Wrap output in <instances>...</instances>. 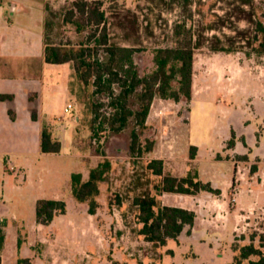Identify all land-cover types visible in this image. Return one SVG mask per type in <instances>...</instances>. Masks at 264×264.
I'll return each instance as SVG.
<instances>
[{
    "label": "rangeland",
    "instance_id": "1",
    "mask_svg": "<svg viewBox=\"0 0 264 264\" xmlns=\"http://www.w3.org/2000/svg\"><path fill=\"white\" fill-rule=\"evenodd\" d=\"M36 1L47 12L45 29L47 22H52V29L45 32L53 43H70L76 46L86 39L87 34H78L73 26L65 25L62 20L63 9L75 0ZM101 1L105 3V10L121 14L123 10H132L139 17V38L132 37L131 41H127L123 30L114 25L111 26L110 33L112 43L121 46H132L134 40H139L136 46L140 51L135 55V62L141 75L155 70L154 50L172 44L173 26L180 18L188 19L194 30L203 29L209 24L217 25V29L208 35H218L224 40L226 36L236 37L239 31L253 26L246 19L250 13L264 22V0ZM48 10L55 14L51 15ZM221 19L225 20L226 25L221 24ZM114 20L111 19L110 22ZM246 42H240L242 48L231 53L212 52L207 47L197 50L192 100L175 102L155 99L144 130L133 119L119 133L113 132L106 125L104 131L95 138L91 131L95 110L101 106L100 114L110 118L114 112L111 100L106 94L96 93L93 81L85 85L74 72V116L81 119L74 137L78 148L72 150L68 146L62 157L51 156L45 160L51 170L65 172L75 169L76 165L90 171L93 165L106 159L112 163L107 187L97 199L100 208L95 220L101 227V232L95 235L97 255L105 256L100 264L104 261L105 264H161L160 252L152 251L151 245L138 234L141 225L138 224V208L134 204L142 192L156 193L161 179L153 177L147 168L155 159L163 160L164 164L167 161L168 170L165 174L174 175L172 172H176L182 175L179 178L188 176L190 172L198 173L200 177L197 164H209L207 172L210 174L211 163L226 161L224 166H227L232 160L235 163V178L228 197L231 208L237 205L233 199L240 197L245 189L239 198V212L233 217L237 226L235 231L214 235L221 236V240L225 242L221 255L217 256L196 244L194 250L191 249V228L187 227L182 237L184 245L175 241L180 245L178 254L169 250L173 261L193 259L196 252L202 256L200 261L193 262L195 264H237L234 256L240 254L242 247L249 245H254L264 253V199L261 201L257 196L256 201L247 202L245 197L253 192L251 182L264 186V55H257ZM101 55L104 56V53L101 52ZM134 102L133 99L132 104H136ZM136 106L133 105L134 108ZM102 120L103 116L100 121ZM134 129L140 134L143 148H147L148 141L154 142L152 152H131ZM233 137L235 146L231 148L229 142ZM192 142L198 143L199 147L192 145ZM79 151L83 154V160L73 156V153ZM193 153H196L194 159L191 158ZM186 164L191 168L188 173L184 171ZM40 177L37 173H31L29 180L25 182L23 177L19 178L15 173L2 172L0 191H4L6 195L36 193L42 184ZM44 178L45 182L50 181V177L43 175ZM242 184L246 188L243 189ZM238 192L239 196L235 195ZM6 205L9 206L10 213L19 209L12 203ZM3 207L0 205V208ZM222 214H216L213 222L218 230L221 226L226 227L230 220L227 211H222ZM24 237L25 230H21V242ZM51 247L54 249L53 245ZM40 251L41 248L37 245L35 253L39 254ZM90 252L86 241L80 239L70 245L65 254L67 260L74 259L76 255L87 260ZM51 254L55 256L54 253ZM59 254L62 256L64 253ZM258 259V256H251L241 264H250L251 260ZM41 264L50 263L44 261Z\"/></svg>",
    "mask_w": 264,
    "mask_h": 264
},
{
    "label": "crops",
    "instance_id": "2",
    "mask_svg": "<svg viewBox=\"0 0 264 264\" xmlns=\"http://www.w3.org/2000/svg\"><path fill=\"white\" fill-rule=\"evenodd\" d=\"M46 17L47 12L36 0H0V173H15L17 177H23L25 182L29 180L31 173H37L42 182L36 193L6 195L4 191H0V205L4 206L0 208V222L5 223L6 233L5 246L1 252L2 264H18L20 258H30L33 264H41L44 261L50 264H100L105 260V256L97 255L95 235L101 232V227L97 225L96 215L89 213L88 205L74 198L71 187L74 173H82L87 180L90 171H85L82 165H76L75 169L66 172L51 170L46 165L47 157H62L68 146L77 150L74 137L81 123L80 117L74 116L73 64H50L45 60ZM2 96H10L12 100H3ZM69 105H72V108L67 110ZM33 112L37 113L38 120L33 119ZM43 124H47L53 136L62 142L61 153L41 152ZM192 145L199 147L195 142H192ZM73 156L83 160L80 151L73 153ZM225 162L211 163L210 174L207 172L209 164H197L201 180L211 183L221 194L203 191L195 195L163 193L158 196L163 206L183 208L196 213L189 246L194 250V244L199 245L217 256L221 255L225 242L221 240V236L214 235L235 231L237 226L233 217L239 212V198L246 188L242 184L244 190L237 198V205L231 208L228 197L235 178V163L231 160V164L224 166ZM99 163L93 166L96 167ZM167 165L166 161L165 171L168 170ZM190 169L186 164L184 171L188 173ZM172 173L177 177L182 176L176 172ZM43 175L50 177V181L45 182ZM152 176L156 177L153 174ZM250 184L253 192L244 195L248 199L247 202L256 201L257 196L262 201L264 186H257L255 182ZM106 187V182L100 184L101 194ZM237 194L239 196V192ZM41 199L65 201L67 213L56 216L49 226L38 223L36 207ZM7 203L15 204L14 207L19 209L10 213ZM222 211L229 213L230 220L226 227L221 226L218 230L213 226V222L217 216L223 215ZM21 230H25V237L20 244ZM183 234L184 232L178 240L181 245H184ZM80 239L86 241L91 251L87 254L89 258L85 260L76 255L74 259L67 260L65 253L69 246ZM37 245L41 248L39 254L35 253ZM103 247L105 248V244ZM179 247L175 240H169L167 246L159 249L160 263L195 264L193 262L200 261L202 255L195 251L193 259L173 261L170 251L178 254ZM60 252L64 254L61 256Z\"/></svg>",
    "mask_w": 264,
    "mask_h": 264
},
{
    "label": "trees",
    "instance_id": "3",
    "mask_svg": "<svg viewBox=\"0 0 264 264\" xmlns=\"http://www.w3.org/2000/svg\"><path fill=\"white\" fill-rule=\"evenodd\" d=\"M165 1V0H162ZM105 3L101 0H75L62 11V20L65 25L73 26L78 34H87L86 39L72 46L68 44L53 43L48 34L52 29L50 20L46 24L45 32V60L50 64L72 63L78 78L88 85L93 81L97 94H106L110 101L113 113L108 118L100 114V108L95 110L91 124L94 137L104 131L106 125L119 133L125 130L131 120L135 119L141 129L147 128V120L152 105L157 98L180 102L183 99L190 101L193 98V85L195 74V54L197 50L207 47L212 52H235L242 46L240 42L247 41L257 55H264V22L256 19L250 13L246 19L253 25L244 31H239L238 36L208 35L217 29V25L209 24L203 29L194 30V26L186 18H180L174 23L172 30V44L157 47L154 50L156 68L153 72L141 75L135 62V55L139 40H134L132 46H121L112 43L110 28L117 26L123 30L126 40L132 37L139 38V17L132 10H123V14L104 9ZM51 15L54 11L48 10ZM243 12V10H241ZM115 19L114 22H110ZM221 24L226 25L221 19ZM104 53V56L101 55ZM3 100H12L10 96H2ZM135 100L132 104V100ZM133 105H137L136 108ZM102 121L100 119L102 118ZM14 119V114L11 112ZM33 119L38 120V115L33 112ZM111 120V122H109ZM147 148L140 142V134L134 129L132 132L131 152L140 154L150 153L154 149V142L148 141ZM235 146L233 137L229 142ZM41 152L45 154H59L62 151V142L53 136L50 127L43 124L41 133ZM196 149V148H195ZM196 153L191 155L194 159ZM164 161L152 160L148 170L161 179L156 193L142 192L134 201L138 208V224L141 225L139 236L151 245L152 251L167 246L169 240L178 241L187 227L195 224L196 213L178 207L163 206L158 196L163 193H178L195 195L200 192L221 194L214 189L211 183H204L198 173H189L188 176L179 178L165 174ZM112 169V163L105 160L92 168L87 180L82 173L72 175L71 187L74 198L89 206V213L96 215L100 204L98 197L101 194L100 184L107 182ZM67 213V203L63 200L41 199L37 202V221L45 226L51 225L55 217ZM5 223L0 222V264L1 252L6 242ZM21 244V241H20ZM251 256H258V260H251L250 264H264V253L254 245L244 246L240 254L234 256L237 264L248 260ZM18 264H33L30 258H20Z\"/></svg>",
    "mask_w": 264,
    "mask_h": 264
},
{
    "label": "built area",
    "instance_id": "4",
    "mask_svg": "<svg viewBox=\"0 0 264 264\" xmlns=\"http://www.w3.org/2000/svg\"><path fill=\"white\" fill-rule=\"evenodd\" d=\"M71 108H72V105H69L67 110H70ZM11 169L13 170L14 168L12 167ZM235 195H237V193ZM233 201L237 202V198H234Z\"/></svg>",
    "mask_w": 264,
    "mask_h": 264
}]
</instances>
